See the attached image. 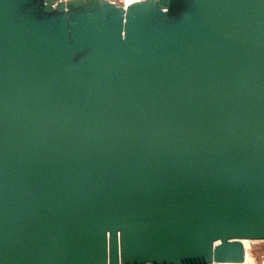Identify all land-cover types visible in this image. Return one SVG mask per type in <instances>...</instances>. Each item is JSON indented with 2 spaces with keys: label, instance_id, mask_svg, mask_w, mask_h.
<instances>
[{
  "label": "water",
  "instance_id": "water-1",
  "mask_svg": "<svg viewBox=\"0 0 264 264\" xmlns=\"http://www.w3.org/2000/svg\"><path fill=\"white\" fill-rule=\"evenodd\" d=\"M243 240L264 0H0V264H238Z\"/></svg>",
  "mask_w": 264,
  "mask_h": 264
},
{
  "label": "rangeland",
  "instance_id": "rangeland-1",
  "mask_svg": "<svg viewBox=\"0 0 264 264\" xmlns=\"http://www.w3.org/2000/svg\"><path fill=\"white\" fill-rule=\"evenodd\" d=\"M249 264H261L264 262V241L245 242Z\"/></svg>",
  "mask_w": 264,
  "mask_h": 264
},
{
  "label": "built area",
  "instance_id": "built-area-1",
  "mask_svg": "<svg viewBox=\"0 0 264 264\" xmlns=\"http://www.w3.org/2000/svg\"><path fill=\"white\" fill-rule=\"evenodd\" d=\"M108 1L113 2L116 5H119V6H122V7L125 8L126 6H128L129 4H131L133 2L143 1V0H108ZM209 264H234V263L212 262V263H209ZM238 264H249V262L248 263L246 262V252H245V260H244V262L243 263H238ZM261 264H264V262H262Z\"/></svg>",
  "mask_w": 264,
  "mask_h": 264
},
{
  "label": "bare ground",
  "instance_id": "bare-ground-1",
  "mask_svg": "<svg viewBox=\"0 0 264 264\" xmlns=\"http://www.w3.org/2000/svg\"><path fill=\"white\" fill-rule=\"evenodd\" d=\"M250 241H252V240H243V244L245 242H250ZM244 249H245V252H246V262L248 263L249 262V256H248V253H247V250H246V247L245 246H244Z\"/></svg>",
  "mask_w": 264,
  "mask_h": 264
}]
</instances>
